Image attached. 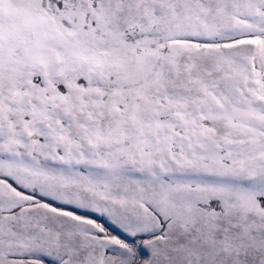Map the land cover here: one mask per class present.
<instances>
[{
	"label": "snow or ice",
	"instance_id": "obj_1",
	"mask_svg": "<svg viewBox=\"0 0 264 264\" xmlns=\"http://www.w3.org/2000/svg\"><path fill=\"white\" fill-rule=\"evenodd\" d=\"M0 264H264V0H0Z\"/></svg>",
	"mask_w": 264,
	"mask_h": 264
}]
</instances>
